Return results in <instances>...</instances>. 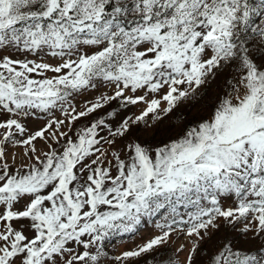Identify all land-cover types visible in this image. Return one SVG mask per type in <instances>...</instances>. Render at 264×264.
<instances>
[{"label":"snow or ice","instance_id":"obj_1","mask_svg":"<svg viewBox=\"0 0 264 264\" xmlns=\"http://www.w3.org/2000/svg\"><path fill=\"white\" fill-rule=\"evenodd\" d=\"M0 264H264V0H0Z\"/></svg>","mask_w":264,"mask_h":264}]
</instances>
